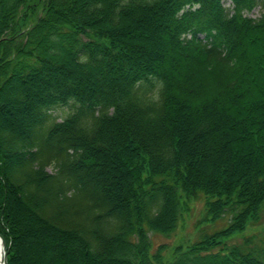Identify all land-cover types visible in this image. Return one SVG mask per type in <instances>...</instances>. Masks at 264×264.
Segmentation results:
<instances>
[{
	"label": "trees",
	"instance_id": "16d2710c",
	"mask_svg": "<svg viewBox=\"0 0 264 264\" xmlns=\"http://www.w3.org/2000/svg\"><path fill=\"white\" fill-rule=\"evenodd\" d=\"M230 1L0 0L8 264H264L224 237L264 204V0ZM199 195L229 224L152 253Z\"/></svg>",
	"mask_w": 264,
	"mask_h": 264
},
{
	"label": "rangeland",
	"instance_id": "374dc122",
	"mask_svg": "<svg viewBox=\"0 0 264 264\" xmlns=\"http://www.w3.org/2000/svg\"><path fill=\"white\" fill-rule=\"evenodd\" d=\"M263 8H256L249 13V16L254 18L262 12ZM36 18L29 17L26 27H30ZM146 29V28H145ZM149 29V30H148ZM147 34L151 32L150 28H147ZM135 34V32H134ZM142 35V34H141ZM73 102V101H72ZM70 105V103H69ZM5 110H7L4 107ZM70 107H56L51 110V117L54 119H63L68 116ZM16 114H13V116ZM50 172L54 171V165L48 166ZM206 199L203 195H199L187 201L184 205L185 210H182L181 216L176 229L168 234H162L155 231H148V236L150 240V248L152 253H154L160 245L165 247L162 249L161 254H164L165 260H171L178 255L180 251L185 252L187 248L203 238L204 235L213 233L215 230L222 229L226 227L230 222L229 213L223 214L221 218L214 221L207 219V214L205 213ZM27 225V224H26ZM28 226V225H27ZM24 234L27 233L26 227L24 228ZM264 231V204L260 211V217L248 221L245 229L235 231L230 236H224L230 243H241L246 237ZM210 236V235H209ZM8 255V253H7ZM81 264V263H80ZM85 264V262H82Z\"/></svg>",
	"mask_w": 264,
	"mask_h": 264
},
{
	"label": "water",
	"instance_id": "95a60500",
	"mask_svg": "<svg viewBox=\"0 0 264 264\" xmlns=\"http://www.w3.org/2000/svg\"><path fill=\"white\" fill-rule=\"evenodd\" d=\"M0 239L2 240V247H3L2 263L3 264H8V259H7V242L5 240V237L1 233H0Z\"/></svg>",
	"mask_w": 264,
	"mask_h": 264
},
{
	"label": "bare ground",
	"instance_id": "6f19581e",
	"mask_svg": "<svg viewBox=\"0 0 264 264\" xmlns=\"http://www.w3.org/2000/svg\"><path fill=\"white\" fill-rule=\"evenodd\" d=\"M2 256H3V247H2V240L0 239V263H2Z\"/></svg>",
	"mask_w": 264,
	"mask_h": 264
}]
</instances>
